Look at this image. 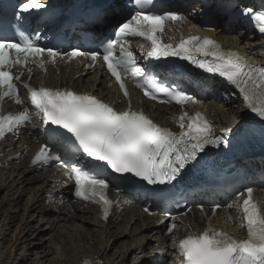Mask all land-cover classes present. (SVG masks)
<instances>
[{
	"label": "snow or ice",
	"instance_id": "obj_1",
	"mask_svg": "<svg viewBox=\"0 0 264 264\" xmlns=\"http://www.w3.org/2000/svg\"><path fill=\"white\" fill-rule=\"evenodd\" d=\"M136 11L130 19L121 23L115 32V38L106 42L102 52H85L74 49L72 56H91L93 61L103 57L109 72L119 82L125 97L129 95L122 82L124 75L144 78L145 70L137 66L134 53L126 48L125 37L138 36L150 41V48L142 54L149 60L177 57L188 61L197 68L210 74H218L239 90L245 107L259 121L258 127L241 123L238 127H227L222 134L214 136L211 125L202 112L194 115L187 112L178 118L181 128L175 133L157 125L143 111L115 110L110 103L89 94H78L72 90L32 88L25 84L28 101L41 118L47 140L34 158L35 162H47L49 159L65 163L63 157L71 160L69 178L75 180V195L79 198L103 205L105 218L109 213L110 199L106 191L110 181L91 167L92 163L111 169L120 177L131 175L148 185H171L188 170H207V149L229 145L234 137L237 144L254 138L257 133L264 137V67L250 65L239 53L224 50L216 41L208 37L190 34L181 38L173 46L161 43L158 33L164 31L165 23L177 21L181 17L174 12H157L156 0H132ZM43 0H8V5H0V32L19 29L33 23L30 19L33 11L46 9ZM10 9V10H9ZM234 12L248 18L256 17L264 21V10L259 13L246 6H237ZM47 25L56 23L59 15L53 9L46 17L39 18ZM99 16L89 15L88 23L96 24ZM214 30V29H213ZM264 33V27L260 28ZM21 41L15 38L0 37V100L19 98L16 81L22 73L14 74L16 65H25L30 56H40L47 52L50 57L58 53L54 49L37 46L29 36ZM121 41H124L121 43ZM117 48L119 55H117ZM145 96L157 98L150 90L155 89L177 104L195 102L194 98L182 89L161 86L154 77L144 79ZM28 113L0 116V138L12 132L22 121H28ZM243 119V118H242ZM55 149L57 155H50ZM87 158V162H85ZM210 175H218L214 171ZM247 198L236 204L243 216L242 227L247 230L246 239H238L223 230L211 226L200 232H189L173 244L182 257L183 264H264V208L254 202L252 188L245 189ZM243 197V192H237ZM162 201L166 195L160 193ZM176 225L172 224L171 232ZM85 264H89L85 261Z\"/></svg>",
	"mask_w": 264,
	"mask_h": 264
},
{
	"label": "bare ground",
	"instance_id": "obj_2",
	"mask_svg": "<svg viewBox=\"0 0 264 264\" xmlns=\"http://www.w3.org/2000/svg\"><path fill=\"white\" fill-rule=\"evenodd\" d=\"M194 21L195 19L191 18L184 24L172 23L167 27V30L174 31L177 29L180 34H183L189 30ZM218 37L226 45L238 48L256 62L264 64V43L254 34H248L245 30L240 31V25H236L230 34L221 33ZM74 84L79 85L80 80ZM230 108L231 112L237 115V120L242 121V117L237 114L240 109V101L235 100ZM210 111L213 117L218 116L224 124L233 122L216 105L212 106ZM17 184L26 188L21 191H19L20 188L14 190ZM47 184L48 180L40 173H36L34 169H27L26 166L21 165L13 167L10 176L5 181L0 182V216L8 217L10 216L9 209H15L17 215L11 216L13 220L9 219L12 222L19 221L18 228H20L22 220L26 217L24 221L26 228L33 229L32 234H36V238L41 232L34 225L37 223L34 218L43 219L46 216L49 218L48 220H53L54 225L50 228L53 240L62 246L63 252L67 251L65 257L60 255L56 258L55 264H81L84 257L94 255H101L105 264H124L129 255L136 250H141V253H144L137 261L146 264V258L151 248H159L165 245L172 248L174 246L173 240L178 241L189 229L202 228L207 222L206 215L195 211V218L189 216L181 218L183 224L181 229H176L169 235L154 234L151 226L157 220L144 214L138 208H130L126 211L121 222L109 220L105 224L99 220L95 207L89 206L82 209V205H74L75 212H69L65 207L54 209L46 204L43 192ZM27 190L30 191V195L24 199V193ZM11 193L12 199L8 200L7 195ZM238 218L234 212L231 216H222L217 221L227 225L230 229H238ZM69 233H73L75 239L66 238ZM15 244H11L10 247L14 248ZM72 244L74 247L77 246L74 250L68 248ZM113 249L114 253L112 254L110 252Z\"/></svg>",
	"mask_w": 264,
	"mask_h": 264
},
{
	"label": "rangeland",
	"instance_id": "obj_3",
	"mask_svg": "<svg viewBox=\"0 0 264 264\" xmlns=\"http://www.w3.org/2000/svg\"><path fill=\"white\" fill-rule=\"evenodd\" d=\"M221 109L223 110V108ZM223 111L229 118L234 119L235 115L231 110L224 109ZM26 193L28 195V191ZM9 215L8 217L0 216V264H55L58 256L66 255L67 251L63 252L62 246L53 240L50 231L51 223L47 224L42 220H37L34 225L40 229L41 234L36 238V234H32L34 230L26 228L24 223L26 217L22 220L21 227L18 228L19 221L12 222L11 218V216L17 215L15 209H9ZM71 237L74 238L73 233L67 234L66 238ZM13 243H16L15 247L11 248ZM73 245L68 248L74 250L77 246ZM110 253L113 254L114 249ZM45 254L47 255L45 256Z\"/></svg>",
	"mask_w": 264,
	"mask_h": 264
},
{
	"label": "water",
	"instance_id": "obj_4",
	"mask_svg": "<svg viewBox=\"0 0 264 264\" xmlns=\"http://www.w3.org/2000/svg\"><path fill=\"white\" fill-rule=\"evenodd\" d=\"M119 22L120 21L112 22L111 23L112 28L114 29L119 24Z\"/></svg>",
	"mask_w": 264,
	"mask_h": 264
}]
</instances>
